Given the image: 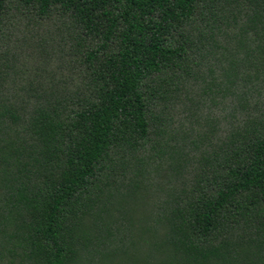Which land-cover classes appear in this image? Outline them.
Masks as SVG:
<instances>
[{"label":"trees","instance_id":"obj_1","mask_svg":"<svg viewBox=\"0 0 264 264\" xmlns=\"http://www.w3.org/2000/svg\"><path fill=\"white\" fill-rule=\"evenodd\" d=\"M13 1L75 82L0 62V264H264V0Z\"/></svg>","mask_w":264,"mask_h":264},{"label":"rangeland","instance_id":"obj_2","mask_svg":"<svg viewBox=\"0 0 264 264\" xmlns=\"http://www.w3.org/2000/svg\"><path fill=\"white\" fill-rule=\"evenodd\" d=\"M21 9L22 13L12 7L4 22L0 62L10 66L5 86L30 109L36 96L48 95L52 85L72 87L75 74L69 67L67 47L56 19L37 22L33 14Z\"/></svg>","mask_w":264,"mask_h":264}]
</instances>
